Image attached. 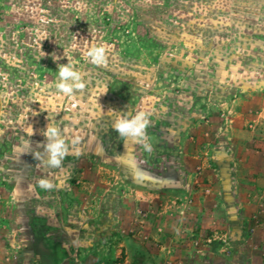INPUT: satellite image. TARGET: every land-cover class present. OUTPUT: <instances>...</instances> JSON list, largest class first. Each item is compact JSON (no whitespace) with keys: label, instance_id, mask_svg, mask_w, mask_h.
I'll use <instances>...</instances> for the list:
<instances>
[{"label":"rangeland","instance_id":"374dc122","mask_svg":"<svg viewBox=\"0 0 264 264\" xmlns=\"http://www.w3.org/2000/svg\"><path fill=\"white\" fill-rule=\"evenodd\" d=\"M60 6L0 0L7 17L24 9L44 25ZM75 7L79 21L104 19ZM165 13L160 43L139 41L133 23L107 30L95 44L118 58L106 48L105 65L73 59L83 89L65 95L57 78L11 127L0 123V264H25L28 247L39 264H133L142 255L173 264L165 239L186 243L193 233L195 253H217L216 264H264V171L248 180L235 170L237 161L242 174L245 163L264 166V0H177ZM72 97L103 140L78 128L52 168L43 132L75 117ZM141 110L151 151L112 128L116 112Z\"/></svg>","mask_w":264,"mask_h":264},{"label":"trees","instance_id":"16d2710c","mask_svg":"<svg viewBox=\"0 0 264 264\" xmlns=\"http://www.w3.org/2000/svg\"><path fill=\"white\" fill-rule=\"evenodd\" d=\"M176 1L60 0L61 10L58 15L55 12L51 17L56 23L50 25H44L40 19L35 24L32 16L27 15L24 9H18L20 14H15L16 18H10L7 17L6 7L0 8V123L11 127L9 121L35 94L52 88L58 78V65L68 63L64 49L71 59L79 58L84 56L86 45L95 44L99 38L105 37L107 30H115L120 26L125 28L131 23L137 29L134 34L138 33L139 37H136L139 41L140 36L144 34L145 40L160 43L155 39V32L160 30L161 34H169L166 30L165 11ZM71 2H74L76 7L79 6L75 7L76 11L96 17L104 15V19L101 22L79 21L68 8ZM41 9L42 6H39L37 13L40 14ZM75 36L79 40V48L72 50L70 45ZM114 39H117V36H114ZM167 41L172 40L167 38L164 45H169ZM104 45L108 48L107 53L113 56L112 59H117L114 55L120 52L117 53L115 47ZM54 54L60 59L54 60ZM148 262V256L142 255L140 260H135L133 264Z\"/></svg>","mask_w":264,"mask_h":264},{"label":"clouds","instance_id":"9594fccd","mask_svg":"<svg viewBox=\"0 0 264 264\" xmlns=\"http://www.w3.org/2000/svg\"><path fill=\"white\" fill-rule=\"evenodd\" d=\"M78 42L79 40L75 36L70 48L72 50L78 49ZM106 51L107 49L104 44H92L90 47L86 45L83 54L87 58L88 62L100 66L107 63ZM64 55L67 57L68 63L58 65V82L56 87L61 93L71 95L74 89H83L85 84L82 79L83 74L77 70L76 62L66 54L65 49ZM52 58L54 60L60 59V57L55 54ZM116 113V119L112 125L113 130L121 138H130L138 143H142L146 150L151 151V146L148 143L147 136V129L150 127L151 123L148 118V114L143 110L136 111L134 115L131 111ZM64 132V129L61 131L60 128L53 126L51 122L47 125L46 130L43 132V135L46 138L43 144V150L47 154V166L49 167H61L63 159L70 154L69 144L66 142ZM76 143H78V140L73 139L72 144L75 145ZM39 184L41 187L45 188L52 187V185L45 179H41ZM15 195L16 193L14 192V198Z\"/></svg>","mask_w":264,"mask_h":264},{"label":"crops","instance_id":"0c3cea01","mask_svg":"<svg viewBox=\"0 0 264 264\" xmlns=\"http://www.w3.org/2000/svg\"><path fill=\"white\" fill-rule=\"evenodd\" d=\"M69 104H73L74 108H75V117L74 118H70L69 120H66L64 125L62 127H60L61 131H63V129L65 130L64 135L69 136H75L76 134V130L79 128V132L77 133L78 135H80L82 133L83 130H85V132L92 134L93 139L95 142L99 143L101 142V140H103L102 136H100V134L95 133V130L93 128V126L91 127V118L89 119H85V122L82 124L81 121H84V114L79 113V109L81 110L83 107H81V105L79 103L76 104V98H73L69 101ZM71 116V115H69ZM79 118V119H78ZM81 120V121H80ZM89 123V124H87ZM81 129H80V127ZM83 129V130H82ZM126 140H128L127 138H125ZM92 153V152H91ZM88 154H90V152H88ZM253 158H257L256 156H252ZM250 159H251V155H250ZM242 160H248L246 158H243ZM258 161V160H257ZM251 162V165L246 164L243 166L246 169V174H242L240 172H242V163H240V161L235 162V167H236V172L238 174H240V177L244 178L246 177L248 180H251V174L254 172H260V169L263 168L262 172L264 171V166L260 167V165L255 161ZM257 163V164H256ZM193 239L190 241H187L186 243L184 241H182V239L180 240L179 238L176 240H169V239H165L164 244H163V248L169 249L170 252V260L171 263L173 264H216L217 262V256L215 252H210V250H206V252H204L203 250H199L197 251V253H195L194 250V237H197V235H195L194 233L192 234ZM182 241V244H180L179 242ZM209 241V240H207ZM175 243V244H174ZM173 247V249H172ZM209 248V247H208ZM164 251V250H163ZM21 253L23 255V259L25 261V264H39L38 263V257L34 251L33 248L28 247L26 250L25 249H21ZM211 253V254H209ZM222 260V259H221ZM157 261V260H156ZM225 261V260H223ZM163 262L162 258H160L157 263L161 264ZM226 262H224V264H226Z\"/></svg>","mask_w":264,"mask_h":264}]
</instances>
